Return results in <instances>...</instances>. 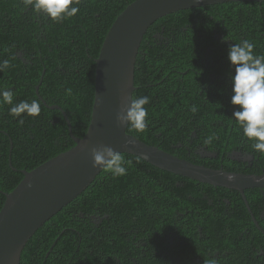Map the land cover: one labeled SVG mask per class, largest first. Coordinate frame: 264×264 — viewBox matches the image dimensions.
<instances>
[{
  "label": "trees",
  "instance_id": "trees-1",
  "mask_svg": "<svg viewBox=\"0 0 264 264\" xmlns=\"http://www.w3.org/2000/svg\"><path fill=\"white\" fill-rule=\"evenodd\" d=\"M134 1L82 0L76 16L54 23L25 10L21 0H0V61L10 63L0 72V88L14 93V104L36 99L41 107L37 117L25 114L21 125L10 114L11 105L0 104V209L22 180L21 171L74 146L61 111L47 109L35 87L48 106L66 114L72 135L82 138L91 116L95 59L116 17ZM243 40L254 43V54L264 55V2L188 9L154 22L138 49L132 94L150 98L148 127L137 133L127 126L126 133L192 164L238 173L237 161L202 158L197 151L218 152L220 126L233 125L237 137L250 143L232 119L237 107L231 104L234 68L228 61L229 48ZM206 58L219 60V66L210 69ZM209 73L223 80L215 87L218 104L206 102ZM209 137L212 142L205 143ZM219 149V157L227 158ZM122 155L133 162L127 175L113 179L101 170L34 233L20 264H175V258L179 264H218L213 255L223 252L241 256L242 264H264V190L245 192L249 213L235 191ZM247 168L243 174H264V154L255 155Z\"/></svg>",
  "mask_w": 264,
  "mask_h": 264
},
{
  "label": "water",
  "instance_id": "water-1",
  "mask_svg": "<svg viewBox=\"0 0 264 264\" xmlns=\"http://www.w3.org/2000/svg\"><path fill=\"white\" fill-rule=\"evenodd\" d=\"M239 2L264 0H135L126 6L107 31L95 59L91 116L82 138L72 135L66 114L56 105L48 106L38 95L39 86L35 87V94L47 109L61 111L74 146L29 172L21 171L22 180L5 195L0 209V264H20L22 250L34 233L94 181L101 170L92 166V147L110 146L162 171L236 191L250 213L244 191L264 190V174L235 173L192 164L144 144L126 133L127 126H119L116 121L122 104L130 103L132 98L138 49L154 22L179 11ZM8 160L12 168L10 156Z\"/></svg>",
  "mask_w": 264,
  "mask_h": 264
},
{
  "label": "clouds",
  "instance_id": "clouds-1",
  "mask_svg": "<svg viewBox=\"0 0 264 264\" xmlns=\"http://www.w3.org/2000/svg\"><path fill=\"white\" fill-rule=\"evenodd\" d=\"M25 10L31 9L34 14L43 13L54 23L63 22L76 16L80 11L82 0H21ZM255 45L249 40L234 43L228 50V61L234 68L231 77V104L237 107L233 112L234 121L243 131V135L251 142L252 147L264 154V55L254 54ZM8 60L0 61V72L8 69ZM148 96L133 97L130 103L125 101L116 115L119 126H128L137 133H144L148 127ZM0 104L11 105L10 114L19 117L18 123L23 125L26 117H37L41 107L38 100L20 101L14 104V93L7 88H0ZM191 111H197L196 106ZM213 137L205 143L210 144ZM93 168L109 173L113 179L127 175L132 161L110 146L92 147L90 149ZM231 180V177H228ZM31 187V185H29ZM215 264V261H210Z\"/></svg>",
  "mask_w": 264,
  "mask_h": 264
},
{
  "label": "flooded vegetation",
  "instance_id": "flooded-vegetation-1",
  "mask_svg": "<svg viewBox=\"0 0 264 264\" xmlns=\"http://www.w3.org/2000/svg\"><path fill=\"white\" fill-rule=\"evenodd\" d=\"M217 62L219 63L220 61L216 60L214 58H206V64L205 65H207L210 69H215L217 66H219V65H216ZM211 76L212 75L209 73L208 78L210 81L207 85H204V90L206 92V102L208 104H215V103L218 104V95L220 94V90H219V92L216 93L215 87L218 86L220 84V82L223 80H218L219 78H213ZM202 93H203V91H202ZM217 141H218V143L214 146L218 147V152H216L217 149H213V150L199 149L197 151V154H199V156L202 158H208V159L220 158V159H229V160L237 161V166H238L237 172L238 173H243V171L245 172V171L249 170L247 167L249 165L251 166V164L254 161L255 155H258V156L261 155L260 152L256 151L252 147L251 142L248 145V143L246 141L237 137V130H236V128H234L233 125H230V127L220 126L219 137H218ZM219 148H224V152L227 153V155H228L227 158H224L221 156L219 157V153L222 151ZM227 149H229L230 151H228ZM246 191L247 190L244 191L245 199H246V195H245ZM208 198L209 197H204V199H206V200H208ZM223 202L226 205H229V203H230V202H227L225 199L223 200ZM208 204L214 205L213 201H211V200H208ZM249 209H250V207H249ZM250 213H252L251 210H250ZM260 219L264 220V210L262 211V213L260 215ZM251 221H252V219H251ZM242 236H243V234H240V238ZM260 255H264V251L262 248H260ZM213 257L216 258V262L220 261V263H218V264H232V263H236V262H237V264H242V262L240 261L242 259V257L234 254V252H223L221 254L214 253ZM174 261H175V264H179L180 260L175 258Z\"/></svg>",
  "mask_w": 264,
  "mask_h": 264
},
{
  "label": "bare ground",
  "instance_id": "bare-ground-1",
  "mask_svg": "<svg viewBox=\"0 0 264 264\" xmlns=\"http://www.w3.org/2000/svg\"><path fill=\"white\" fill-rule=\"evenodd\" d=\"M31 17V16H30ZM5 23V22H4ZM3 29V28H2ZM84 29V28H83ZM4 30V29H3ZM2 32V31H1ZM1 34V33H0ZM3 34V33H2ZM8 38V37H7ZM13 43V42H12ZM9 49V48H8ZM237 125V124H236ZM236 128V127H235ZM93 195V194H92ZM96 196V195H95ZM87 198V197H86ZM90 198V197H89ZM92 198V197H91ZM95 198V197H94ZM89 201V200H88ZM93 201V200H92ZM2 203V202H1ZM85 203V202H84ZM87 203V202H86ZM92 203V202H91ZM85 206V205H84ZM66 211V210H65ZM63 214V213H62ZM66 216V215H65ZM138 221V220H137ZM181 260V259H180ZM211 260V259H210ZM200 263V262H199ZM182 264V263H181Z\"/></svg>",
  "mask_w": 264,
  "mask_h": 264
}]
</instances>
